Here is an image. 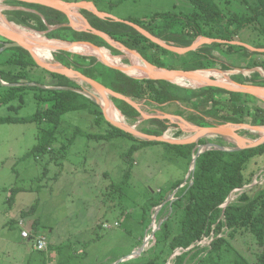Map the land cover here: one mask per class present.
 Listing matches in <instances>:
<instances>
[{
    "label": "trees",
    "instance_id": "16d2710c",
    "mask_svg": "<svg viewBox=\"0 0 264 264\" xmlns=\"http://www.w3.org/2000/svg\"><path fill=\"white\" fill-rule=\"evenodd\" d=\"M68 1H94L99 7L96 2L99 0ZM188 1L193 8L187 14L156 12L149 17H130L125 20L138 24L167 43L189 47L199 37L236 41L251 24L264 19V0H242L247 5V14L242 16L235 14L230 17L224 12V4L217 0ZM252 3H255L256 7ZM6 4L15 8L5 11V14L8 20L17 23L16 25L39 33L48 32V38L54 40L91 42L107 52L110 50L115 58H119L118 60L123 59L122 62L131 63L129 58H122L123 53L103 38L67 26L69 19L60 11L14 0L6 1ZM99 10L109 13L103 7H99ZM81 13L94 28L138 51L146 60L159 68L185 71L210 69L227 71L233 68L228 57L238 55L239 60L245 62L244 67L251 70L257 68L264 70V55L252 52L243 46L214 43L204 45L185 55H178L154 44L129 25L102 19L85 9L81 10ZM72 20L78 25V22L73 18ZM3 45L4 43L0 42V48ZM254 46L264 49V44ZM53 57L55 62L75 69L107 88L142 104L143 111L148 114L155 115L159 111L167 112L182 116L201 127L225 123L264 126V107L260 106L258 99L251 95L229 92L215 87L191 89L168 81L138 79L103 64L95 56L57 51L53 53ZM0 78L9 84L3 85L0 81V107L4 105L11 112H18L23 108L26 93L30 90L35 91L37 109L31 117H0V124L31 122L40 125L37 144L30 151L29 156L44 155L52 151V143L63 115L71 111L88 110L93 116L99 115L101 120L111 127L113 131L106 133V137L120 135L138 141L139 145L133 150L148 144H163L186 155L191 164L195 144L179 146L139 140L112 126L105 119L100 105L76 91L85 89L84 85L66 76L42 69L25 49L9 48L0 54ZM257 79L264 80V77L259 72H255L254 79H248L243 75L234 78L241 84L264 85L263 83L258 84ZM31 83L36 85H30ZM40 85L53 88H42ZM110 98L131 125L142 119L140 112L127 102L114 97ZM171 107H176V110L167 111ZM182 108H191V111L187 115L184 110H181ZM99 121L96 122L99 123ZM149 121L158 125L159 131H142L138 127L137 129L146 134L162 136L171 127L167 120L151 119ZM174 127L178 129L176 135L179 138L183 131L178 126ZM209 142L213 141L202 139L200 144ZM214 142L226 146L229 141L216 137ZM262 155H264V145L240 152L209 150L201 154L197 161L193 184L189 181L178 191L177 199L162 208L158 221L163 223L155 234V245L145 256L136 259L139 261L137 264H168L169 257L177 250L184 252L176 256L174 263L171 264H203L202 260L213 258L215 254L219 255L217 258L223 260L224 255L230 254V248H232L230 242L238 234L244 232H251L256 237L263 249L257 264H264V184L254 186V190L244 189L253 184L255 177V174L247 173L248 164L252 159ZM183 183L184 181H178L158 198H149L146 203L148 207L144 209L146 214L150 213L148 224L152 221L154 208L161 206L169 197L170 192ZM19 190L16 188L11 190L12 196L9 200L11 205L14 193ZM235 190L240 191L234 193V200L223 208ZM20 222L25 226L23 219H20L17 224L19 225ZM39 235L44 234L40 233L36 227L33 228L31 237L36 239ZM211 236V243L204 249L197 245ZM234 264L249 263L245 258L240 257Z\"/></svg>",
    "mask_w": 264,
    "mask_h": 264
},
{
    "label": "rangeland",
    "instance_id": "374dc122",
    "mask_svg": "<svg viewBox=\"0 0 264 264\" xmlns=\"http://www.w3.org/2000/svg\"><path fill=\"white\" fill-rule=\"evenodd\" d=\"M217 1L224 4V12L228 17L247 14V5L242 0ZM96 2L100 8H106L109 14L120 19L144 18L156 12L187 14L193 8L188 0ZM252 4L256 7L255 3ZM13 9L6 1L1 2L0 13L7 20L5 11ZM47 33L43 32L41 36L53 41ZM5 41L0 37V42ZM236 41L251 46L264 44V19L251 24ZM108 52L113 55L110 50ZM239 59L238 55L229 56L232 69L211 71L223 74L234 82V78L239 75L254 79L255 72L264 77L262 68L248 69L244 67L245 62ZM120 60L122 65L131 64ZM257 81L258 84H264V80ZM78 82L95 92L88 84ZM193 82L197 83L195 89L204 88L201 87L202 82L191 80ZM35 95V91H28L25 105L18 112H11L3 105L0 107V117H31L37 109ZM256 99L264 107V99ZM175 110L176 107H171L167 111ZM181 110L188 115L191 108ZM98 120L99 123L96 122ZM134 125L142 131L160 129L158 125L143 119ZM169 125L171 127L164 134L169 138H178V129L174 127L177 125L170 122ZM40 128L39 124L31 122L0 124V264H112L126 257L124 264H137L139 261L136 259L145 256L156 241L152 237L153 226L148 224L150 213L144 211L148 207L146 203L149 198H158L166 193L176 182L186 180L191 165L189 158L163 144H148L133 150L139 145L138 141L120 135L106 137L105 134L113 130L99 115L93 116L88 110L71 111L63 115L52 143V151L29 156L37 144ZM241 133L253 140L259 137L258 133L250 130H242ZM191 135L183 132L179 138ZM204 139L213 141L209 143L216 141V137ZM232 145L229 141L224 147L234 149ZM195 153L194 149L192 155ZM263 171L264 155L250 161L247 173L255 174L252 185L261 186L258 182L264 181L260 175ZM252 185L247 189L254 190ZM13 188L20 190L14 193L11 205L9 200ZM171 193L168 198L175 201L178 192L175 195ZM155 212L154 209L152 213ZM20 219L25 221L24 228L31 233L36 227L47 236L46 250L38 251L34 238L22 237V228L17 224ZM158 222L160 225L163 223L157 218V225ZM211 239L212 236L205 238L197 245L204 249ZM145 243L147 248L139 251ZM230 246V254L224 255L223 260L215 254L213 258L202 260L203 264H234L240 257L249 264H257L263 252L251 232L238 234ZM136 250L137 255L130 257ZM182 252L175 251L169 257L168 264L174 263L176 256Z\"/></svg>",
    "mask_w": 264,
    "mask_h": 264
},
{
    "label": "water",
    "instance_id": "95a60500",
    "mask_svg": "<svg viewBox=\"0 0 264 264\" xmlns=\"http://www.w3.org/2000/svg\"><path fill=\"white\" fill-rule=\"evenodd\" d=\"M1 1H9V0H1ZM29 4H37L41 6H45L51 9H55L57 11H60L64 13L68 19L69 23L67 26L77 30V31H85L88 33L95 34L101 38H103L106 42H108L111 46L117 48L122 53L125 54H132L135 57L139 58L141 62L144 64V67L142 65L135 64L131 62L130 65H122L118 62L109 61V59L103 55L102 50L103 48L98 47L97 45L86 42V41H77V42H64L61 40H53L58 43L67 44L68 46L65 47H53V46H45L44 44L40 43L39 41H30L29 39H26L23 35L20 33H17L11 29H8L4 25L0 24V37L4 38L6 41L2 48H0V54L9 48H22L27 50L32 58L34 59L35 63L41 67L42 69L54 73L66 76L67 78H70L72 80L84 82L88 84L95 92L89 91L88 89H81L76 90L77 92L83 94L84 96L90 98L93 100L96 104L100 105L102 108V111L104 113L105 119L114 127L129 133L133 135L134 137H138L142 140L149 141V142H164L171 145H179V146H185V145H192L195 144V155L193 156L192 163L190 165L189 172L187 174V178L184 181L182 185H180L177 189L172 191L171 194H176L184 185H186L189 181L190 184H193V177L194 173L197 167V161L201 154H203L206 151L209 150H221V151H228V152H240L244 150H250V149H256L264 145V126H254L249 124H234V123H225L221 125H214L211 127H201L194 124H191L189 121H187L184 117L179 115H174L171 113H166L159 111L155 115H150L143 111L142 104L138 103L137 101L131 99L130 97H127L123 94L117 93L100 82L86 76L85 74L69 68L67 66L62 65L61 63L57 62H47L43 60L35 51V44L38 46L43 47L45 49L46 47H49L51 51L57 52V51H67V52H73L76 53L74 50L80 46H88L91 49L95 50L98 55H90L97 57L103 64L120 70L129 76H132L134 78L138 79H153V80H162V81H168L173 84L174 80L177 78H183L188 80H197L203 83L202 87H215L227 90L229 92H235L240 93L243 95H251L254 97H259L261 99H264V87L257 86V85H248V84H241L238 82H234V85L231 86V84L222 83L218 81L215 78H206L202 75L205 71H211L210 70H200V71H185V70H171V69H165V68H159L152 63H150L148 60H146L138 51L131 49L124 43H121L119 41H116L108 34L97 30L94 28L89 20L80 12L81 10L85 9L96 16L102 18V19H110L114 20L116 22L124 23L126 25L131 26L136 31H138L141 35L152 41L154 44L160 46L161 48H164L170 52L176 53L178 55H185L187 53L193 52L198 50L204 45H211L214 43L218 44H231L236 46H243L247 48L248 50L256 53H261L264 55V49L251 46L249 44L240 42V41H226L221 39H211L207 37H199L191 46L189 47H179L175 46L172 43H167L166 41L161 40L160 38L153 35L148 30L144 29L143 27L139 26L138 24L125 20L120 19L118 17H115L109 13L102 12L99 10V8L95 5L92 1H79V2H66L63 0H14ZM76 11L77 16L80 17L83 20V26H80V24L76 25L73 23V20L71 18V15L74 14L73 11ZM36 32V31H35ZM89 55V54H88ZM53 57V56H52ZM54 58V57H53ZM129 58V57H128ZM136 70L143 73L142 76H135L132 75L130 72ZM0 81L3 85H9L5 82H3L0 78ZM178 85V84H177ZM42 88H46L45 86L40 85ZM181 86V85H179ZM183 87V86H182ZM53 88V87H52ZM110 97H114L120 100H123L130 104L132 107H134L138 112H140L141 117L143 120H151V119H159V120H167L171 124L177 125L183 132L191 133L192 135L190 137L185 138H169L165 134L162 136L157 135H150L146 134L144 132L139 131L136 126L129 125L127 122H121L116 119H113L109 116L107 113V110L109 109L111 103ZM242 130H250L254 133H258L259 137L257 139H250L246 136L241 135L239 132ZM207 137H221L226 139L227 141H230L234 145V149H228L225 148L222 145H218L215 143H207V144H200V141ZM191 179V180H190ZM253 186V185H252ZM247 187H244V189ZM232 201V193L225 202L223 208L227 207L229 203ZM174 202V199L168 198L161 206L154 208L156 212L154 213L151 221V226H153L152 230V237L155 239V234L158 229H160V224L157 225V218L162 210V208L168 204ZM146 242V241H145ZM154 244V243H153ZM139 249V251H143L147 246ZM137 251H135L131 256L137 255ZM127 261L126 258H122L112 264H124Z\"/></svg>",
    "mask_w": 264,
    "mask_h": 264
},
{
    "label": "bare ground",
    "instance_id": "6f19581e",
    "mask_svg": "<svg viewBox=\"0 0 264 264\" xmlns=\"http://www.w3.org/2000/svg\"><path fill=\"white\" fill-rule=\"evenodd\" d=\"M1 2L2 1L0 0V11H1ZM73 12H75V13L72 14L71 17H73L74 20L80 24V27H82L83 26V20L77 16V14H76L77 12L75 10ZM0 24L4 25L8 29H11L17 33H20L21 35H23L26 39H29L30 41H39L40 43L44 44L45 46H48V45L53 46V47H56V46L65 47L66 46V44L58 43L56 41H49L47 38H45V36H41L42 33L35 32L33 30H30V29L27 30V28L16 25L17 23L15 24L13 22L8 21L4 16L1 15V13H0ZM34 46H35L36 53L43 60H45L47 62H55L54 58L52 57L54 52L51 51V49L49 47H46L45 49H43V47L38 46L37 44H35ZM74 51L76 53L98 55L95 50H93L90 47L85 46V45L76 48ZM101 53H103V55L106 56L109 59V61H113L115 63L116 62L120 63V60L115 58L113 55H110L109 52L102 50ZM126 56L129 57L133 63L138 64V65H142L144 67V64L141 62V60L139 58L135 57L132 54H126ZM130 73L132 75H135V76H142L143 75V73H141L139 70L138 71L133 70ZM202 75L206 78H215L222 83L231 84V86L234 85L233 81L230 80L229 78L226 79L225 75L215 73L214 71H205L202 73ZM174 83L181 85L183 87H186V88H191V89H195L196 84H197L194 82L191 83V80L183 79V78L175 79ZM202 86H203V83L201 84V87ZM107 113L113 119H116V120L121 121V122H126L125 116L122 114V112L113 103H111L109 109L107 110Z\"/></svg>",
    "mask_w": 264,
    "mask_h": 264
},
{
    "label": "built area",
    "instance_id": "2783aa9c",
    "mask_svg": "<svg viewBox=\"0 0 264 264\" xmlns=\"http://www.w3.org/2000/svg\"><path fill=\"white\" fill-rule=\"evenodd\" d=\"M260 175H261L262 178H264V171ZM257 180H258V178L255 179V183L257 182ZM263 183H264L263 180H261L260 182H258V184H263ZM22 224H23L22 222L19 223V225L21 227H23ZM22 235L25 238H30L31 237V233L29 231H27V230H23L22 231ZM211 241H212V239L208 242V244H210ZM35 247H36V249L38 251H44V250H46V248L48 247V240H47V238H46L45 235H39V236L36 237V239H35Z\"/></svg>",
    "mask_w": 264,
    "mask_h": 264
},
{
    "label": "clouds",
    "instance_id": "9594fccd",
    "mask_svg": "<svg viewBox=\"0 0 264 264\" xmlns=\"http://www.w3.org/2000/svg\"><path fill=\"white\" fill-rule=\"evenodd\" d=\"M254 183V182H253ZM257 185V184H256ZM258 185H262V184H258ZM250 186V185H249ZM254 186V185H253ZM252 186V187H253ZM246 187H248V186H246ZM247 189V188H246ZM240 190H235L233 193H232V201L234 200V198H235V194L234 193H237V192H239ZM231 201V202H232ZM154 215V214H153ZM153 217V216H152ZM20 226V225H19ZM151 226V225H150ZM21 227V226H20ZM22 228V231L23 230H27V229H25L24 228V226L23 227H21ZM22 231H21V235H22ZM28 231V230H27ZM30 232V231H29ZM31 233V232H30ZM22 237H23V235H22ZM23 238H25V237H23ZM31 238V237H30ZM26 239H28V238H26ZM154 239V238H153ZM154 244H155V242H154ZM137 251V250H136Z\"/></svg>",
    "mask_w": 264,
    "mask_h": 264
},
{
    "label": "crops",
    "instance_id": "0c3cea01",
    "mask_svg": "<svg viewBox=\"0 0 264 264\" xmlns=\"http://www.w3.org/2000/svg\"><path fill=\"white\" fill-rule=\"evenodd\" d=\"M78 27H79V26H78ZM122 58H128V57L124 55ZM113 104H114V103H113ZM107 122H108V121H107ZM108 123H109V122H108ZM21 220H22V219H21Z\"/></svg>",
    "mask_w": 264,
    "mask_h": 264
}]
</instances>
